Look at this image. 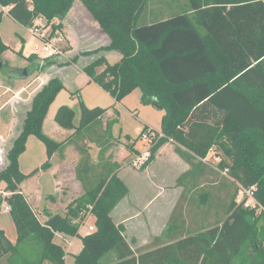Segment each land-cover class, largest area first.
Here are the masks:
<instances>
[{"label": "trees", "instance_id": "obj_1", "mask_svg": "<svg viewBox=\"0 0 264 264\" xmlns=\"http://www.w3.org/2000/svg\"><path fill=\"white\" fill-rule=\"evenodd\" d=\"M75 1L0 0V6L28 28L39 18L46 25L55 18L53 33L62 30V21ZM79 1L108 37L105 48L121 53L114 63L98 56L82 67L83 72L115 101L138 88L141 104L164 111L160 130L144 125L136 138L124 135L126 155L120 161L112 160L107 152L117 144L111 129L119 121L118 111L113 106H86L76 89L79 122H74L72 107L58 106L54 121L72 132L64 140H54L43 132V121L64 84L59 76L49 77L30 97L19 132L6 152V164L0 169V182L8 192L0 198V210L3 203L8 205L16 233L12 242L0 227V259L5 257L7 264H65L66 253L54 241L55 233L77 236L82 221L92 217L93 229L83 238V249L76 256L80 260L91 243L93 252L86 264H102L100 257L111 252L114 264H264V214H255L254 209L264 208V1L187 0L188 10L152 23H139L147 0ZM8 49L0 35L1 66L7 65L2 57ZM18 53L23 56L21 50ZM24 59L30 66L39 62L35 53ZM44 60V66L57 65L55 57ZM24 69L28 73V67ZM109 109L112 113L105 121ZM144 132L156 136L149 141V154L140 167L167 142L186 150L193 171L206 167L201 160L215 151L220 156L216 166L231 187L220 201L224 207L218 225L192 227L188 222L184 226L182 210L175 209L162 233L174 241L135 255L110 212L128 192L118 170L141 155L135 144ZM31 136L44 144L46 160L26 174L19 168V156ZM84 141L97 145L95 162ZM71 144L80 153L75 171L83 193L68 203L64 214L47 209L37 213L20 184L39 170L46 171L52 155ZM240 188L250 191L254 207L236 204Z\"/></svg>", "mask_w": 264, "mask_h": 264}, {"label": "crops", "instance_id": "obj_2", "mask_svg": "<svg viewBox=\"0 0 264 264\" xmlns=\"http://www.w3.org/2000/svg\"><path fill=\"white\" fill-rule=\"evenodd\" d=\"M188 9H189V4L188 1L186 0V2L183 1L181 4H177L176 2L170 3V7L166 9V11L164 12V13L168 12L167 15L164 14L165 16H159V18L156 17L155 19L152 20L149 19L146 20V17H144L143 14L142 16L144 18L143 19L144 22L152 23L157 20H163L174 14L182 13ZM0 11H2L5 15H8L7 8L0 6ZM78 23H79V25H77L78 30L80 27L86 26L89 29V31H95L99 34H105L97 25L96 26H93L92 24L87 25V23H85L82 18L79 20ZM63 28L65 29V27ZM63 28L62 30H64ZM78 33L79 31L75 32L72 29L70 32H68L70 43L73 46L75 44L78 45L79 43L78 40L76 39L77 37L76 34ZM0 35L2 37L3 42L9 47L7 53L10 52L11 46H9L7 42H5L4 37L1 33ZM21 40L22 43L20 45L19 50L22 51L23 56H27L30 53L26 47L27 39L22 36ZM38 54L41 55L40 53ZM43 74L39 73L34 78V81L35 80L38 81L39 79L40 81L42 80V83L38 87H40L43 83L47 81L42 79ZM83 76H85L82 78L83 79L86 78L85 80L87 84L92 83V81L89 80L88 76L85 73L83 74ZM21 89L13 90L12 86L10 85L5 86L2 94L11 95V96L7 97L6 100H3V102L0 103V112L5 108V105L7 103H13L14 100L19 103V100L22 98L20 96ZM77 89H79V87H77ZM134 90L132 92H134ZM132 92L126 95L125 97H123L120 101L114 100L110 105L105 106L104 108L106 107L109 108L113 106L114 109L118 111L119 121L116 124H118L121 120L122 113L120 109L123 108L125 109V111L132 113L133 117H135L140 122L141 126L138 129L139 132L144 125L159 131L160 120L164 111L157 108L156 111H154L158 119L156 123L159 126L157 127L156 124L152 123L149 120V118L144 115L145 111L149 108V106L151 107L152 105L141 104L140 102L141 95H137L138 100L134 104L127 103L130 97L131 100H133L135 97V95H130L132 94ZM2 94L0 93V98ZM59 96L60 95L56 96V98L54 99L51 105H53V103L56 100H58ZM69 97L74 100V98H72L73 96L69 95ZM64 98L65 96L61 95L60 101H65ZM14 104L15 103H13V105ZM60 105L61 103L57 105V108ZM93 106H88V107H93ZM47 112L49 113V110ZM111 113H112L111 109L107 110L106 116L103 118V120L106 121L107 116H109ZM44 121H43V127H44ZM13 122H16V117L14 113L2 119L0 126L4 125L3 128H6L7 125L11 126ZM116 124H114L113 127ZM113 127L111 129V134L113 138L117 140V144L112 146L107 152V155L109 154L110 156H111L110 151L112 149H115L116 146L120 145L119 143H121V145L123 144V146L125 147L126 141H124L125 140L124 135H128L129 137H131L127 133H122L120 129L118 134L114 135ZM3 128L0 127V148L2 143L5 141V139L1 135L5 133V131L2 130ZM104 128H105V122H103V125H101V129ZM19 129L16 135L18 134ZM120 136H123V139ZM84 142L87 143L88 146L87 150L90 153L91 160L95 162L97 160V152H98L97 145L93 142H88V141H84ZM27 145H28V141L26 144L25 151L28 148ZM135 147L136 149H138L137 143L135 144ZM138 150L142 154L146 149L144 151H141L140 149ZM186 154L187 152L183 147L178 146L177 144L172 142H167L158 149L155 157L145 167L137 168L134 167L131 162H129V163H124L119 168L118 175L127 185L128 192L113 207V209L110 212V215L113 221L115 222V224L117 226L122 227V234L126 239V241L129 243L132 250L134 251L135 255H138L141 252L155 249L157 247H161L165 244L174 241L171 240L169 235H163L162 233L167 227L169 218L175 209L182 210L185 217L184 226H186L188 222L191 223L192 227L205 226L208 228L214 226L215 224L218 225L219 219L222 217L220 216V208L224 205V203L223 205H221L219 201L224 200V197L227 195V192L230 191L231 183L226 181V179H224L225 176L221 177L220 174L217 173V171H219V169L216 168V164L218 162L216 164H213V160H211L209 157L211 156L212 151H210L207 154V157L205 159L201 160L202 163H205L207 166L206 167L201 166L199 169L194 171L193 168L191 167L190 161L187 160L188 154L187 155ZM213 154L216 153L214 152ZM55 155H57V158L54 160ZM125 155L126 153L123 156ZM214 157L219 161L220 156H218V154H216V156ZM121 158L120 159L111 158V159L120 161ZM79 159H80V153L78 152L75 145L71 144L66 146V148L62 151V153L55 152L52 155L50 159V167L47 169L52 172L55 178V186H56L55 192L56 193L58 192V194L61 193L62 198L69 196L70 201L73 198L83 193V187L81 185V182L76 178V171H75ZM191 161L193 163H196L198 160H191ZM188 171H191L190 176L180 180V177ZM221 173L224 174V172ZM22 183L20 184V190L26 197L31 207L37 213L42 212L43 209L45 210L47 209L52 212V210H55L57 208L56 204L60 202L59 201L60 197L55 199H54L55 196L46 197V201H49V204H46V206L44 205L41 208L38 205L39 202L38 194L40 189L35 186L33 190H29ZM3 193L8 194V192L6 191H4ZM2 196L3 194L1 193L0 198ZM1 210H5V209L1 207ZM187 212L189 213L192 212L193 214L190 217H187L186 216ZM179 224L181 225L180 222ZM7 226L10 227L9 223H7ZM0 227L5 231L6 236L11 241L12 239L15 240L16 237L15 233L13 236L12 230H10V228L9 230H6V226H3L1 223H0ZM177 231H179V229H177ZM174 232L175 231L172 228V233ZM90 233L91 232L89 231L86 232L85 234L89 235ZM56 235L57 233H55V237ZM82 237L83 236L81 235L75 236L72 237V241H68L69 246H75L73 252L74 256H78L83 249ZM177 238H173V239H177ZM75 242H78V245H74ZM110 254L112 256V259H110L108 263H102V264H114L116 262L115 255L112 252Z\"/></svg>", "mask_w": 264, "mask_h": 264}, {"label": "rangeland", "instance_id": "obj_3", "mask_svg": "<svg viewBox=\"0 0 264 264\" xmlns=\"http://www.w3.org/2000/svg\"><path fill=\"white\" fill-rule=\"evenodd\" d=\"M173 2H176L177 4H181L183 1L186 2V0H172ZM171 0H147L146 7L144 9L143 15L146 17V20H152L156 17L159 18V16H165L168 12L164 13L166 9L170 7V3H173ZM2 20L0 22V33L3 35L5 42L8 43L9 46H11L10 52H5L3 54V61L7 63V65H3L0 67V93H3V90L5 86H12L13 90L21 89L20 96L22 97L19 100V103L15 100L13 103H7L5 105V108L0 112V119H4L8 117L9 115H12V113L15 114L16 122H13L11 126H8L6 128H3L4 125L0 126L3 128L2 130L5 131L4 134H1L5 141L2 143L0 148V169L4 167L6 164V152L8 150V146H10L12 140L15 138L16 133L18 129L21 126L22 119L25 115V112L29 108V99L34 94V92L39 88L38 86L42 83V80L40 79L38 81H34V78L39 74H43L42 79L48 80L51 76H59L65 86L64 88L59 92L60 95L58 97V100H56L53 105H50L49 113L45 116L44 121V127L43 132L53 138L54 140L61 141L67 138L70 134L69 129L62 128L56 124V122L53 119L54 112L57 108L58 104H66L70 107H72L75 110V124H78L79 122V116H80V110H79V99L77 98L76 94H74V91H76L77 87H79L78 93L81 95V100L84 102L85 105L88 106H108L110 105L114 99L105 91H103L99 86H97L95 83H86V78L83 76L84 72L82 70V67L86 65L91 60H94L98 56L103 55L106 58V61L109 63H114L117 60L120 59L121 53L117 50L113 49H107L105 48L108 44V37L106 34H99L95 31H89V29L84 26L80 27L78 30L77 25H79V20L82 18L87 25L92 24L93 26H96L97 23L91 16V14L84 8V6L81 4L79 0H76L74 3L73 8L71 11L67 14V16L63 19L62 24L63 27H65L64 30H57V36L62 39L58 43L59 47L61 48V54H58L55 56V59L57 61V65H47L44 66L45 60L42 63L43 59L49 58L45 56V50L43 47V42L40 40L36 35L32 34L31 29L25 27L18 22L12 20L8 15H5L2 12ZM165 14V15H164ZM157 18V19H158ZM143 16L141 15V18L139 20V23H144ZM58 20L55 18L52 20V23H57ZM51 23V24H52ZM51 24L46 25V21L43 18H39L36 20V24L38 27H44L47 28V30H50ZM81 26V25H80ZM74 30L75 32L79 31L78 34H76V39L78 40V45L75 44L74 46L70 43V39L68 36V32ZM91 32V33H90ZM24 37L27 39V50L30 53H35L38 58L39 62H37L35 65L29 64V61H26L23 56H20L18 51H20V45L22 43L21 37ZM102 37V38H100ZM68 47V48H67ZM66 49V50H65ZM41 55H39L38 53ZM8 55H7V54ZM29 53V54H30ZM28 54V55H29ZM73 56H77L76 60H73ZM60 63V64H58ZM29 64V65H28ZM43 65V66H42ZM28 67V73L23 74L22 70L16 72L18 69H24L25 67ZM41 67V68H40ZM44 67V68H42ZM102 67H99L98 70H101ZM73 93V99L69 97ZM61 95H64L65 101H60ZM130 95H135L134 99L131 100V97L127 101L128 104H134L137 102V95H141V91L139 89H135L134 92ZM11 95H1L0 103L3 102V100H6L7 97H10ZM52 104V103H51ZM152 107V106H151ZM145 111L144 115L149 118V120L157 125V115L154 111H156V108L152 107ZM152 109V110H150ZM121 120L118 124H116L113 127V134L117 135L119 132V129L122 131V133H127L132 137H137L138 129L141 126L140 122L133 117L132 113L125 111V109L121 108ZM0 120V123H1ZM1 125V124H0ZM159 125H157L158 127ZM10 128V129H9ZM9 129V131H8ZM3 132V131H2ZM123 139V136H120ZM142 140V141H141ZM138 139L137 146L138 149L141 151H148L149 148V141L147 139ZM125 141V140H124ZM120 145L116 146L115 149H112L110 151L111 158L112 159H120L125 153V147L123 144L119 143ZM27 150L23 152L19 156V168L23 173H30L34 168L39 167L42 162L46 160V151L44 144L38 140L35 137H30L28 139V145ZM144 151V152H145ZM143 152V153H144ZM215 152V151H214ZM212 151V154L210 157L211 160H213V164H216L218 162V159H215L214 156L216 154ZM141 154L140 156L143 157L144 154ZM57 158V155H55L54 160ZM210 160V162H211ZM133 164V162H132ZM134 167L140 168V166L134 165ZM216 168H218L216 166ZM219 171L217 173L220 174L221 177H224V174L220 168H218ZM139 170V169H138ZM225 178V177H224ZM2 184V185H1ZM24 186H26L29 190H33L35 186L39 188V202L38 205L42 208L44 205L49 204V201H46V197L48 194H55V198L60 197V202L57 203L56 209L52 210V212L64 214V212L67 211V205L70 201L69 196L62 198L61 193H56V186H55V178L50 170H39L36 174H32L28 178H26L23 183ZM3 187V188H2ZM5 183L0 182V196L1 193L4 192ZM52 201V200H51ZM221 201V200H220ZM219 201V202H220ZM236 204H242L243 207L251 208L254 207L255 200L250 194V191L247 189L240 188L236 194L235 199ZM222 205V202H220ZM48 206V205H47ZM255 214H264V208L260 207H254ZM6 222V223H5ZM0 223L3 226H6V230H12V234L14 236L15 228L13 221L6 210H0ZM7 223H9L10 227L7 226ZM92 217L85 218L79 228L77 236H83L87 237L86 232H91L92 229L90 226H92ZM6 224V225H5ZM11 234V231H10ZM62 233H57L56 237L54 238V241L61 245L65 251V264H86L89 260V254H92L93 248L92 244H87L86 247V254H83L82 258L80 260L77 259L76 256H74V248L75 246H69L68 241H72V237L65 235ZM16 236V233H15ZM75 237V236H73ZM82 237V239H83ZM14 238V237H13ZM14 242L15 240L12 239ZM74 245H78V242H75ZM112 259V256L110 253L104 254L102 257H100V260L102 263H108ZM110 263V262H109ZM0 264H7L5 257L0 259ZM43 264H50L49 262H44Z\"/></svg>", "mask_w": 264, "mask_h": 264}, {"label": "built area", "instance_id": "obj_4", "mask_svg": "<svg viewBox=\"0 0 264 264\" xmlns=\"http://www.w3.org/2000/svg\"><path fill=\"white\" fill-rule=\"evenodd\" d=\"M32 34L36 35L40 40L43 42V47L45 50V56L47 57H55L58 54H61V48L59 47L58 43L62 41L60 37L57 36V30H55L52 33V28L50 30H47V28L44 27H38L35 25L31 29ZM161 132H158V136H161ZM156 136L154 132H144L142 134V139H147L148 141L151 140L152 137ZM143 157L138 156L133 160V164L137 166H141L143 162L145 161L147 155L149 154V150L145 151L143 153ZM251 194V193H250ZM3 195H6L3 193ZM3 209L8 210L9 207L7 204L3 203L2 205ZM91 229H93L92 226H90Z\"/></svg>", "mask_w": 264, "mask_h": 264}, {"label": "water", "instance_id": "obj_5", "mask_svg": "<svg viewBox=\"0 0 264 264\" xmlns=\"http://www.w3.org/2000/svg\"><path fill=\"white\" fill-rule=\"evenodd\" d=\"M0 67H1V63H0ZM21 70H22V72H23L24 75L27 74L26 71H25V69H21Z\"/></svg>", "mask_w": 264, "mask_h": 264}]
</instances>
